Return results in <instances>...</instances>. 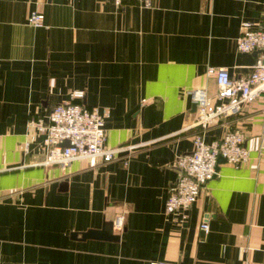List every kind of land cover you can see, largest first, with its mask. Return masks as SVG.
I'll use <instances>...</instances> for the list:
<instances>
[{
  "label": "crops",
  "instance_id": "0c3cea01",
  "mask_svg": "<svg viewBox=\"0 0 264 264\" xmlns=\"http://www.w3.org/2000/svg\"><path fill=\"white\" fill-rule=\"evenodd\" d=\"M241 20L264 29V0H0V264H264L262 97L203 133L240 128L247 160H220L186 210L164 211L196 130L187 90L214 96L208 66L244 76L260 52L237 49ZM76 89L115 157L43 164L28 119ZM103 226L118 238L82 236Z\"/></svg>",
  "mask_w": 264,
  "mask_h": 264
},
{
  "label": "built area",
  "instance_id": "2783aa9c",
  "mask_svg": "<svg viewBox=\"0 0 264 264\" xmlns=\"http://www.w3.org/2000/svg\"><path fill=\"white\" fill-rule=\"evenodd\" d=\"M139 1L149 4V0ZM27 22L34 26L44 25L43 13L38 10L30 11ZM236 47L240 51L260 50L246 75L233 77L224 67L208 66L207 73L212 74L216 81L215 95L209 96L204 87L187 90L196 109L193 121L186 128L195 127L196 130L192 134V148L178 154L175 159L181 171L165 200L166 213L177 209L186 210L197 199L201 188L216 174L219 157L228 162L239 163L249 156L244 132L240 128L225 126L221 136L209 142L203 135L209 126L236 116L255 98L264 99V29L254 27L249 20H241ZM83 95L82 89L73 90L70 99L54 103L45 117H29L28 128H33L42 135L43 164L66 167L72 160L81 157L94 166L99 160L104 162L115 157L117 148L107 147L105 144L104 118L98 107L75 101ZM124 219L125 210L117 211L112 219L113 229L121 231ZM199 228L204 234L209 231L207 217L202 218Z\"/></svg>",
  "mask_w": 264,
  "mask_h": 264
},
{
  "label": "water",
  "instance_id": "95a60500",
  "mask_svg": "<svg viewBox=\"0 0 264 264\" xmlns=\"http://www.w3.org/2000/svg\"><path fill=\"white\" fill-rule=\"evenodd\" d=\"M255 51H259L256 49ZM195 105V103H194ZM223 160L221 157L218 158V161ZM181 171V170H180ZM180 175V173H179ZM178 179V178H177ZM177 182V180H176ZM83 237H103V238H118V234L112 232L111 226H103L101 229H89L82 232Z\"/></svg>",
  "mask_w": 264,
  "mask_h": 264
}]
</instances>
